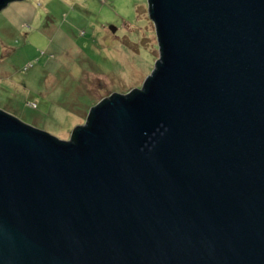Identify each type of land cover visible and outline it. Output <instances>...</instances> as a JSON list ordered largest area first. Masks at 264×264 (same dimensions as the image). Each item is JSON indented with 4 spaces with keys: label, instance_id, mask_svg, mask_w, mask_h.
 <instances>
[{
    "label": "water",
    "instance_id": "water-1",
    "mask_svg": "<svg viewBox=\"0 0 264 264\" xmlns=\"http://www.w3.org/2000/svg\"><path fill=\"white\" fill-rule=\"evenodd\" d=\"M148 3L152 73L70 140L0 109V264H264V0Z\"/></svg>",
    "mask_w": 264,
    "mask_h": 264
},
{
    "label": "rangeland",
    "instance_id": "rangeland-1",
    "mask_svg": "<svg viewBox=\"0 0 264 264\" xmlns=\"http://www.w3.org/2000/svg\"><path fill=\"white\" fill-rule=\"evenodd\" d=\"M113 27V28H111ZM160 57L148 0H21L0 10V109L59 140Z\"/></svg>",
    "mask_w": 264,
    "mask_h": 264
},
{
    "label": "crops",
    "instance_id": "crops-1",
    "mask_svg": "<svg viewBox=\"0 0 264 264\" xmlns=\"http://www.w3.org/2000/svg\"><path fill=\"white\" fill-rule=\"evenodd\" d=\"M11 3H12V2H11ZM9 4H10V3H8L7 6H8ZM7 6H6V7H7ZM4 8H5V7H4ZM4 8H3V9H4ZM3 9H2V10H3Z\"/></svg>",
    "mask_w": 264,
    "mask_h": 264
},
{
    "label": "trees",
    "instance_id": "trees-1",
    "mask_svg": "<svg viewBox=\"0 0 264 264\" xmlns=\"http://www.w3.org/2000/svg\"><path fill=\"white\" fill-rule=\"evenodd\" d=\"M89 116V115H88Z\"/></svg>",
    "mask_w": 264,
    "mask_h": 264
}]
</instances>
